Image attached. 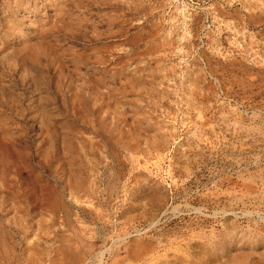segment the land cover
<instances>
[{
  "label": "rangeland",
  "instance_id": "1",
  "mask_svg": "<svg viewBox=\"0 0 264 264\" xmlns=\"http://www.w3.org/2000/svg\"><path fill=\"white\" fill-rule=\"evenodd\" d=\"M0 264H264V0H0Z\"/></svg>",
  "mask_w": 264,
  "mask_h": 264
}]
</instances>
